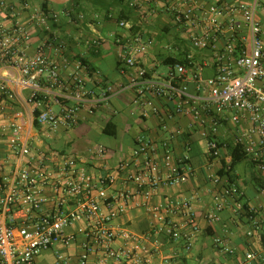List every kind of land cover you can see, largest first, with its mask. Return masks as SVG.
Returning a JSON list of instances; mask_svg holds the SVG:
<instances>
[{
	"label": "built area",
	"instance_id": "built-area-1",
	"mask_svg": "<svg viewBox=\"0 0 264 264\" xmlns=\"http://www.w3.org/2000/svg\"><path fill=\"white\" fill-rule=\"evenodd\" d=\"M152 2L140 5L139 19L116 20L119 31L113 39L121 80L112 83L85 61L87 52L81 48L83 44L100 53L102 15L46 8L32 0H0V115L7 124L0 131V264H40L44 250L75 244L81 249L75 264H89L96 253L100 264H145L149 250L143 240L118 231L115 221L137 195L149 200L158 186H179L190 178L188 156H177L175 150L185 132L169 128L171 118L191 117V128L206 140L213 158L222 155L224 122L240 125L248 119L256 137L241 142L242 151L264 177V24L257 16L259 0H173L166 11L187 41L179 45L161 44L153 35L152 18L160 0ZM85 27L90 37L82 36ZM207 50L211 60L199 56ZM206 66L213 67L211 76H204ZM126 92L131 93L132 115L160 118L166 136H136L130 156L116 167L117 175L94 176L80 159L56 150L43 152L37 145L44 135L76 128L83 112L118 113L113 101ZM24 117L26 122L21 121ZM3 142L11 162L3 158ZM94 153L105 157L110 150L99 145ZM232 163L233 156H227L223 175L210 176L212 220L228 200L244 198L230 177ZM121 174L125 187L110 191ZM258 194L264 201V184ZM171 206L184 210L188 218L182 224L166 223V232L189 249L199 223L188 201H172ZM248 212L252 230L247 234L259 230L264 249V214L259 208ZM73 226L77 228L68 231ZM117 241L122 244L116 246ZM215 241L235 254L223 240ZM245 259L249 264L264 261V252H248Z\"/></svg>",
	"mask_w": 264,
	"mask_h": 264
},
{
	"label": "crops",
	"instance_id": "crops-1",
	"mask_svg": "<svg viewBox=\"0 0 264 264\" xmlns=\"http://www.w3.org/2000/svg\"><path fill=\"white\" fill-rule=\"evenodd\" d=\"M147 0H124L123 5L114 7L113 12L118 13L122 8L129 12V19H139L140 5L145 7L152 2ZM173 0H160V8L156 15L152 18V32L161 44L176 43L183 44L181 31L175 28L171 23V14L166 11V6L171 5ZM200 2L208 3L214 0H199ZM63 5V4H62ZM68 1L64 6H69ZM153 5V2H152ZM62 6V7H64ZM124 6V7H123ZM60 7V6H59ZM83 7L86 13L93 12V4L91 2H83ZM80 9L79 7L76 9ZM82 11V10H81ZM94 14V13H93ZM257 16L264 24V0H259ZM239 23L243 26L242 19L239 18ZM101 35L104 37V45L100 53L96 54L92 49L81 44L82 50L87 52V60L92 67L100 70L103 78L112 83H119L121 77L117 71V47L114 43L113 35L119 31L115 20H104V24L99 28ZM92 32L89 27H85L82 36L90 37ZM110 38V39H109ZM224 38V37H223ZM113 50V51H112ZM197 58L198 52L192 48ZM112 51V54L110 53ZM211 60L213 54L210 50L203 54ZM213 67L206 66L202 69L204 76L208 77L213 74ZM91 78L95 77L93 73ZM127 94V96H126ZM130 92H126L113 101V108L119 110L114 114L108 109L97 111L90 115L83 112L84 119L80 124L67 131H61L56 134L44 135V139H37V145L43 152L49 150L59 151L61 154L76 157L82 161V165L87 167L92 175L102 176L106 173H116L118 163L130 156L132 150L136 146L135 138L138 135H148L153 139H162L166 136L165 129L162 127L160 118L150 117L148 119L138 118L132 115V106L129 104ZM119 116L121 119H119ZM126 116L133 119L132 124L127 123ZM5 117V116H4ZM3 115H0V131L7 124ZM26 122L25 117L21 119ZM102 122V130L107 123H114L117 129L115 135L122 125L125 130H129L135 126L138 132L133 135L132 140L125 148H111L105 144H94L83 138V134L71 135L74 131H86L88 124ZM191 117H176L167 121L169 128L180 127L184 130V134L179 136L175 144L177 156H188V162L192 166L190 178L179 186H158L151 199L146 200L142 195L134 197V202L131 204L128 211L115 221V226L118 231H128L143 240L146 249L149 250L147 262L145 264H249L246 262L245 256L248 252H264L262 244V233L254 230L253 236H248V231L252 230V224L249 220L250 208H259L261 214H264V201L259 197L258 189L264 184V177L261 176L249 156L243 151L241 142H247L251 138L256 137V133L251 129V123L248 119H244L240 125H235L232 121L226 120L222 128V136L225 145L222 150V155L213 158L208 154L206 140L196 133L191 128ZM134 124V125H133ZM32 132L37 134L36 129ZM241 139V141H239ZM64 141L65 147H56L58 142ZM2 155L3 158L11 162L13 156L7 152L6 142H3ZM99 145H104L110 150V153L105 157H100L94 151ZM69 148H68V147ZM244 155L235 165L230 174L245 192L244 198L240 201L228 200L225 208L217 213V218L212 220L210 215L215 212V203L213 200V185L210 176L216 173L223 175L222 166L225 164L227 156ZM9 165V163L7 164ZM125 187L123 176L118 175L115 184L110 188V191H118ZM188 201L191 207V212L196 217L200 230L196 234L191 248H186L185 241H174L166 232V223L173 222L182 224L187 220V214L184 210L171 206L172 201ZM242 203L243 207H239ZM77 227L68 228V231L75 230ZM223 240L226 245L235 250V254H228L215 240ZM122 244V241H117L116 246ZM80 247L74 245L70 248L57 247L44 250L42 253H48V257L38 256L40 264H67L76 263L80 254ZM41 253V254H42ZM151 253V254H150ZM40 254V255H41ZM59 254L63 256V260H59ZM102 260L99 253L91 255L89 264H100ZM59 262V263H58ZM252 264H264L263 260H255Z\"/></svg>",
	"mask_w": 264,
	"mask_h": 264
},
{
	"label": "trees",
	"instance_id": "trees-1",
	"mask_svg": "<svg viewBox=\"0 0 264 264\" xmlns=\"http://www.w3.org/2000/svg\"><path fill=\"white\" fill-rule=\"evenodd\" d=\"M34 3L41 5L43 7H52V8H57V7H62L63 5L56 4L50 0H32ZM83 2H91L93 4V12L92 13H99L100 15L103 16L104 19L106 20H118L122 18H129V12L125 11V7L121 9L118 13H114L113 9L114 7L118 5H123L124 0H69L68 4L69 6H64V7H71L74 9H78L79 11H84L85 9L81 7ZM86 12V11H84ZM109 14H114V17H109ZM169 59H167L168 61ZM86 62L90 63L89 60H85ZM91 64V63H90ZM104 132L110 134V135H115L117 132L116 126L114 123H107V125L104 127ZM244 157V155H234L233 157V163L232 165H235L239 160H241Z\"/></svg>",
	"mask_w": 264,
	"mask_h": 264
},
{
	"label": "rangeland",
	"instance_id": "rangeland-1",
	"mask_svg": "<svg viewBox=\"0 0 264 264\" xmlns=\"http://www.w3.org/2000/svg\"><path fill=\"white\" fill-rule=\"evenodd\" d=\"M112 51H110L111 54H112ZM161 69L164 70L165 67L161 66ZM126 96H127V94H126ZM119 119H121L120 116H119ZM126 119H127L128 124H132L134 122L130 116H126ZM102 125H103L102 122L91 123V124H88V127H90V129L86 128L87 132H85L84 131L85 129H84V130H81L78 132L74 131L71 133V135L79 136L80 134H83L82 135L83 138L85 140H88L90 143H94V144L102 143V144L110 146L111 148H113V147L125 148L127 146V144H129L131 142L130 140H132L133 135L138 132V128H135L136 125H134V124H133L134 127H132L129 130H125V127H123L121 125L119 130H118V134L116 136H110V135L103 132ZM77 133L79 135H77ZM54 146L65 147L66 145H65L64 141H61V142H58L57 145L54 144ZM42 257H48V253L45 252V253H42L41 255H39L40 259Z\"/></svg>",
	"mask_w": 264,
	"mask_h": 264
},
{
	"label": "water",
	"instance_id": "water-1",
	"mask_svg": "<svg viewBox=\"0 0 264 264\" xmlns=\"http://www.w3.org/2000/svg\"><path fill=\"white\" fill-rule=\"evenodd\" d=\"M50 1H52V2H54L56 4H59V5H62V4L66 3L69 0H50Z\"/></svg>",
	"mask_w": 264,
	"mask_h": 264
}]
</instances>
